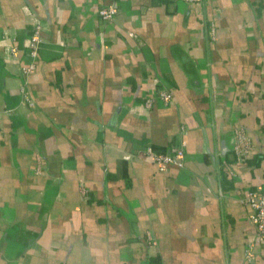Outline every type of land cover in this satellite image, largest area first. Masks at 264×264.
<instances>
[{
  "label": "crops",
  "instance_id": "crops-1",
  "mask_svg": "<svg viewBox=\"0 0 264 264\" xmlns=\"http://www.w3.org/2000/svg\"><path fill=\"white\" fill-rule=\"evenodd\" d=\"M110 1L0 0V264H264L242 200L264 190V0H119L104 22Z\"/></svg>",
  "mask_w": 264,
  "mask_h": 264
},
{
  "label": "built area",
  "instance_id": "built-area-1",
  "mask_svg": "<svg viewBox=\"0 0 264 264\" xmlns=\"http://www.w3.org/2000/svg\"><path fill=\"white\" fill-rule=\"evenodd\" d=\"M188 3H199L202 4L205 0H183ZM119 0H111L109 3L100 5L97 9V16L100 20L104 22L112 21L115 15L118 13ZM43 29V24L36 23L33 27L32 32L30 33L26 50L28 55L31 57L32 61L29 65L22 66L21 72L22 74H27L29 70L33 68V61L37 56V49L39 43L41 42L40 32ZM210 36L213 38L215 34V25L214 22H210L209 25ZM11 55L15 58V48H11ZM21 93L24 92L23 86L20 87ZM24 99L30 102L29 97L23 95ZM144 100V105L146 107H151L153 102L159 101L163 105H167L172 101V92L166 85H160L156 89V94L146 95ZM133 154L135 155H147L152 163L155 165L158 171H163L166 166L172 165L178 168H182L184 166L185 159V151L183 145L172 146L169 151H157L155 150L150 143L143 142H134L133 143ZM249 150V144L246 137L243 136L241 130L236 134V140L233 145V154L235 159L240 160ZM224 166L226 164L220 163L217 167ZM243 203L249 207L248 220L255 228V236L253 240L248 242L244 249V259L245 261H252L254 259L253 246L256 242H258L264 233V190H260L257 188H250L247 190L243 197Z\"/></svg>",
  "mask_w": 264,
  "mask_h": 264
},
{
  "label": "trees",
  "instance_id": "trees-1",
  "mask_svg": "<svg viewBox=\"0 0 264 264\" xmlns=\"http://www.w3.org/2000/svg\"><path fill=\"white\" fill-rule=\"evenodd\" d=\"M155 149V148H154ZM155 150H157V149H155ZM232 156H233V159H235V156H234V154H233V152H232ZM257 158H258V156H257ZM224 172V170L222 169V173ZM223 174H225V173H223ZM224 177V175H222V178ZM156 259H152V264L154 263V261H155Z\"/></svg>",
  "mask_w": 264,
  "mask_h": 264
}]
</instances>
